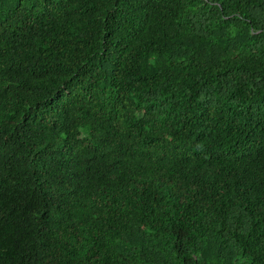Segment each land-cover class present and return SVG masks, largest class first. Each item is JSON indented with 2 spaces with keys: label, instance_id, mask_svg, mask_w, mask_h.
<instances>
[{
  "label": "trees",
  "instance_id": "1",
  "mask_svg": "<svg viewBox=\"0 0 264 264\" xmlns=\"http://www.w3.org/2000/svg\"><path fill=\"white\" fill-rule=\"evenodd\" d=\"M0 264H264V0H0Z\"/></svg>",
  "mask_w": 264,
  "mask_h": 264
}]
</instances>
